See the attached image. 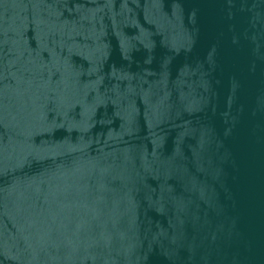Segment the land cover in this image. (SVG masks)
<instances>
[{
    "label": "water",
    "instance_id": "95a60500",
    "mask_svg": "<svg viewBox=\"0 0 264 264\" xmlns=\"http://www.w3.org/2000/svg\"><path fill=\"white\" fill-rule=\"evenodd\" d=\"M0 264H264V0H0Z\"/></svg>",
    "mask_w": 264,
    "mask_h": 264
}]
</instances>
